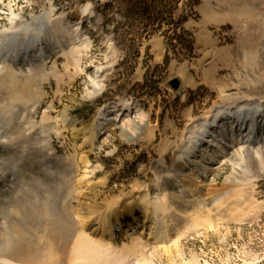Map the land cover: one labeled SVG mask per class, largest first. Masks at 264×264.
<instances>
[{
    "label": "rangeland",
    "instance_id": "1",
    "mask_svg": "<svg viewBox=\"0 0 264 264\" xmlns=\"http://www.w3.org/2000/svg\"><path fill=\"white\" fill-rule=\"evenodd\" d=\"M195 1L164 0L158 18L164 24L151 33L155 24L121 0H0V46L20 47L1 41L11 30L40 33L48 41L47 56L33 64L0 60V258L86 264L89 259L75 248L78 232L92 228L84 223L85 213L116 211L124 218L143 190L173 172L190 125L211 120L217 107L246 100L264 104V0ZM171 6L176 20L186 19L182 26L193 36L195 56L169 51L165 62L162 32L172 35L166 22ZM41 15L50 23L78 19L85 39L64 35L61 46L51 47L63 32L41 33L35 24ZM173 79L179 80L178 89L171 86ZM120 103L138 111L132 117L141 115L137 137L130 140L119 123H109L112 127L90 144L98 111ZM41 143H49V155L40 152ZM239 153L213 165L208 185L190 180L189 198L176 199L179 188L159 191L177 201L172 205L177 226L171 223L172 235L165 240L167 229L153 240L145 228L140 236L150 245L128 264H264V156L255 161ZM84 175L94 185L85 186ZM220 195L225 207L216 213L208 202ZM249 201L254 211L248 212ZM198 208L199 214L211 209V217L223 221L175 235L178 226L194 219L181 218V212L191 215ZM227 208L237 210L230 214ZM242 210L246 215L236 217ZM135 216L141 220L142 214ZM19 245L32 251L26 260L14 258Z\"/></svg>",
    "mask_w": 264,
    "mask_h": 264
},
{
    "label": "bare ground",
    "instance_id": "2",
    "mask_svg": "<svg viewBox=\"0 0 264 264\" xmlns=\"http://www.w3.org/2000/svg\"><path fill=\"white\" fill-rule=\"evenodd\" d=\"M57 19L56 23H50L47 21L45 15H41L37 20L35 19L36 21L34 20L36 22L34 23L40 28L41 33L50 28L52 33L56 34V32H58L57 30L60 31L61 28L63 34L54 39L51 47L55 46L56 48L61 46V38L64 35V38H77L79 41L85 39L81 32V27H79L81 21L78 19L73 22L69 20L63 21L61 17ZM1 41L8 46L11 44H18L20 47L18 46L19 48L11 50L6 48V46H0V60L7 59V61L12 63L31 64L36 58L43 57L44 55L47 56L48 53V41L46 38L44 39L40 33L27 34L23 32L20 35L17 31L11 30L2 36ZM137 112L138 111L134 112V110L125 103H120L117 107L106 105L104 109L98 111L94 118L96 131L94 137L90 138L89 143L92 144L95 137L101 136L105 133V130L107 131L108 128H111L112 126H107L109 123H112L113 126L119 123V127L122 129L121 132H123L128 139H134L137 137L138 131H140L143 124V119L140 114L134 115L133 117L131 116L132 113ZM124 118L127 119L126 125L125 123H121ZM218 123H220V125H218ZM82 133H85V131H82ZM183 143V147L175 159L177 164L173 167V172L166 174L165 177H162V180L157 181L152 189L149 187L143 190V193L139 196L137 207L128 208L127 216L121 218L116 214V211L106 213V210L100 213L101 216H96L94 213L95 210L94 212L85 213V216H83L84 223L88 226V229L90 227L92 228L89 231L80 230L78 232L75 248L79 253V257L86 256L85 258L89 259L88 261L85 260L86 264H88V262L89 264H92L91 262H93V264L94 262L96 264H128L132 256L139 253L141 255L143 250L150 245H147V240L140 236L145 228L149 227L152 231L153 240L160 236L158 234H161L160 232L162 230L169 228L171 223H174L176 216L172 212V205L177 201L175 199L171 201L169 197L170 194L166 192H162L163 195L158 196L159 191L163 189L165 191L167 188H179L178 195H175L177 197L176 199L181 197V195H183L182 197H184V199L189 198L190 192H192V190L187 189L190 180L199 178L201 184L208 185L207 181H211L212 178L210 180L208 179L213 175L216 168L213 166L214 164H221L226 160H232V158L240 154L239 152L241 151H244V154L247 155L246 159L248 158V160L255 159L256 161L262 159L264 156V104L246 100L241 105H236L234 107H217L211 120L205 117L190 125L188 134L185 136V141ZM236 145H238V147L235 148ZM40 152L49 155V143H41ZM248 160L247 162H249ZM186 169L191 171L190 174L191 176L193 175L192 177H190L189 173L185 172ZM82 178L84 179L85 186L94 185L90 175H84ZM6 184L10 187L12 182L9 181ZM5 187L6 188H3L2 191L7 189V186ZM196 193L198 196L206 195V193H202L201 190H197ZM152 194L155 195L152 196ZM187 201L188 200H185V202ZM208 203L217 210L216 213L222 212L225 207L223 196L221 195L219 197H210ZM248 203L251 205L250 201ZM227 209L228 211H225L230 214H234L237 210ZM199 211L198 208V211L191 215H188L189 213L185 211L181 212V218L193 217L194 219H192L190 225L186 223L182 228L178 226L175 235L195 225H202L205 228L209 226L216 228L219 223L218 220L223 221L222 218H212L210 215L211 209L209 208H205L203 212L201 211V214H199ZM249 211H254L252 205L248 212ZM136 212L142 214L141 220L140 217L138 218L135 216ZM246 213V210H242L240 213H236L235 216H245ZM161 219L162 221H160ZM136 221H138L139 224L141 222L140 227L142 228L139 232L140 234H137V230L134 229L138 226ZM84 223L82 224L84 225ZM118 226L125 227L124 233L126 234H120L119 232H121L122 229ZM175 226L177 225L175 224ZM170 231L171 230L168 229L166 231L164 230V233H162L164 234L163 240L172 235H170ZM115 239L119 241L116 247L112 245ZM19 246L18 253L14 255V258L16 259V257H18L22 260H26V257L32 254H30L32 251L29 252L23 245ZM89 257H92V260ZM0 264L16 263L10 259L0 258Z\"/></svg>",
    "mask_w": 264,
    "mask_h": 264
},
{
    "label": "trees",
    "instance_id": "3",
    "mask_svg": "<svg viewBox=\"0 0 264 264\" xmlns=\"http://www.w3.org/2000/svg\"><path fill=\"white\" fill-rule=\"evenodd\" d=\"M127 7H132L137 13L146 15L148 20L155 24V27L151 30L152 32H160L161 28L164 24L161 23L158 18L161 14L164 13L163 9L164 5L162 2L164 0H121ZM180 0H174V4L178 3ZM197 3V0L195 1ZM107 5H109L107 3ZM161 6V7H160ZM175 6H171L169 8V19L166 21L171 25L169 31H171L172 35L167 36V32H162V35L165 37L167 42V54L165 57V62L168 61L169 51H172L174 54H179L180 50H185L188 52L189 57H194V39L192 34L185 30L182 26L183 22L186 20L185 18H180L178 20L175 19L173 12L175 10ZM145 16V17H146ZM164 19V18H162ZM158 20V21H157Z\"/></svg>",
    "mask_w": 264,
    "mask_h": 264
},
{
    "label": "water",
    "instance_id": "4",
    "mask_svg": "<svg viewBox=\"0 0 264 264\" xmlns=\"http://www.w3.org/2000/svg\"><path fill=\"white\" fill-rule=\"evenodd\" d=\"M170 84L171 86L174 88V89H178V87L180 86V82L178 79H173L170 81Z\"/></svg>",
    "mask_w": 264,
    "mask_h": 264
}]
</instances>
